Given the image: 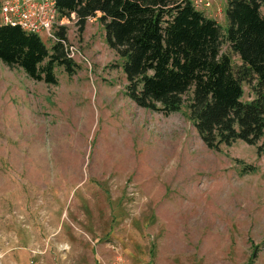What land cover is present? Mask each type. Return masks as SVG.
Returning <instances> with one entry per match:
<instances>
[{
  "label": "rangeland",
  "instance_id": "374dc122",
  "mask_svg": "<svg viewBox=\"0 0 264 264\" xmlns=\"http://www.w3.org/2000/svg\"><path fill=\"white\" fill-rule=\"evenodd\" d=\"M189 1L225 28L227 0ZM65 26L56 85L0 62V264H264V136L208 149L186 98L164 116L126 96L97 17Z\"/></svg>",
  "mask_w": 264,
  "mask_h": 264
},
{
  "label": "trees",
  "instance_id": "16d2710c",
  "mask_svg": "<svg viewBox=\"0 0 264 264\" xmlns=\"http://www.w3.org/2000/svg\"><path fill=\"white\" fill-rule=\"evenodd\" d=\"M261 7L264 0H227L222 28L189 0H56L55 32L66 41L70 18L82 33L87 20L97 17L106 45L121 59L125 94L136 106L168 116L186 98L189 118L208 149L236 141L255 146L264 136ZM0 62L46 85L57 84L56 67L69 76L77 68L62 43L47 46L37 35L1 24ZM243 83L253 94L249 101L242 99ZM257 153L264 155V144Z\"/></svg>",
  "mask_w": 264,
  "mask_h": 264
},
{
  "label": "built area",
  "instance_id": "2783aa9c",
  "mask_svg": "<svg viewBox=\"0 0 264 264\" xmlns=\"http://www.w3.org/2000/svg\"><path fill=\"white\" fill-rule=\"evenodd\" d=\"M0 24L17 26L24 32L34 34L42 40L62 43L67 58L73 60L65 40L56 35V0H0Z\"/></svg>",
  "mask_w": 264,
  "mask_h": 264
}]
</instances>
